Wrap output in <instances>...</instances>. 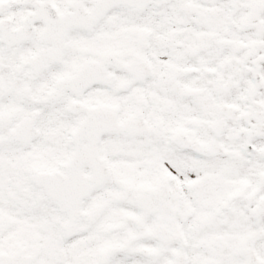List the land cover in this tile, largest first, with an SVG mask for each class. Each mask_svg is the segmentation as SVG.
Listing matches in <instances>:
<instances>
[{"label":"snow or ice","instance_id":"6c2138e0","mask_svg":"<svg viewBox=\"0 0 264 264\" xmlns=\"http://www.w3.org/2000/svg\"><path fill=\"white\" fill-rule=\"evenodd\" d=\"M0 264H264V0H0Z\"/></svg>","mask_w":264,"mask_h":264}]
</instances>
